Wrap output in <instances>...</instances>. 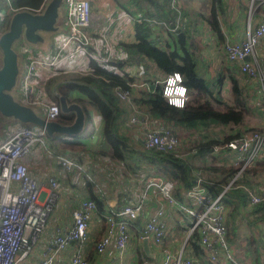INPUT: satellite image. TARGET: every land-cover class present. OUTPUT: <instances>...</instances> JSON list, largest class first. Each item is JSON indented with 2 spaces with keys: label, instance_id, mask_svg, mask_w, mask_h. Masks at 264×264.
Returning <instances> with one entry per match:
<instances>
[{
  "label": "built area",
  "instance_id": "built-area-1",
  "mask_svg": "<svg viewBox=\"0 0 264 264\" xmlns=\"http://www.w3.org/2000/svg\"><path fill=\"white\" fill-rule=\"evenodd\" d=\"M46 1L34 13H40ZM257 2L263 4L264 0H249V10L253 6L256 9ZM175 4L179 8V2L175 1ZM122 5L123 0H64L66 33L55 39L52 56L34 57L26 65L20 77L21 103L39 109L47 121H57L60 114L59 106L49 100L44 94V89L39 91V88L35 87L33 81L36 72L39 69H46L58 73L60 66L65 70V67L70 65V61L75 58L77 60L80 55H86L90 60L98 62V57L90 52V38L86 32L90 27L92 11L94 9L97 13L105 15ZM174 6L173 2L171 8ZM19 11L21 10L13 8L12 0H0V18L12 16ZM151 24L156 25L154 21H151ZM171 31L177 32V28H172ZM263 38L264 10L257 25L248 29L244 39L225 44L224 53L226 61L238 63L242 75L255 82L264 93V58L256 55V48ZM24 52L25 50L22 49V53ZM124 57L125 53L122 49L117 53L107 50V61ZM246 58H249V61H245ZM168 77L156 81L157 85L162 86L163 97ZM129 86V91H117L115 94L123 106L130 108L136 114V110L130 104L131 98L138 91H148L149 85L145 79L136 78ZM150 120L152 119L146 115L139 118L133 115L129 120L130 124L141 123L145 127L142 148L158 152L180 151L181 142L174 130L164 127L161 123H158L157 128L152 127ZM45 135L43 130L37 128L14 125L7 131L6 137L0 140V264H27L45 232L59 183L56 178L48 179L46 185L49 191L43 192V184L28 174L27 167L22 162L33 148L43 144ZM213 151L215 155L216 152L234 155V165L230 162L228 166L238 168L235 176L220 192L212 197L207 195L202 180L198 178L195 185L184 192L179 202L173 195V184L170 181L149 177L144 183L146 191H153L158 198V207L154 214L140 224L143 204L136 203L123 205L105 214L104 235L95 243L97 254H102L114 240L117 258H113V263L116 264L117 261L125 258L132 238L140 241L147 238L155 249V254L161 258V264H197L193 251L187 244L190 235L197 232L200 245L205 251L204 259L207 257L213 264L219 260L221 264L225 262L233 264L231 250L226 240L227 205L223 200L242 171L257 158L264 156V139L258 133L244 134L240 138L214 147ZM57 159L67 170L74 164L66 158L57 157ZM243 190L247 193L249 206L262 205L264 214V190L259 192L247 188ZM172 207L181 209L191 220L184 246L180 252L174 254L163 246L164 240L172 230L166 215L167 209ZM193 208H196V211ZM97 214L95 202L83 201L72 213V226L52 239L47 252L37 264H55L56 258L71 244L77 247L68 264H88L83 249L89 242V224Z\"/></svg>",
  "mask_w": 264,
  "mask_h": 264
},
{
  "label": "trees",
  "instance_id": "trees-1",
  "mask_svg": "<svg viewBox=\"0 0 264 264\" xmlns=\"http://www.w3.org/2000/svg\"><path fill=\"white\" fill-rule=\"evenodd\" d=\"M175 1L125 0L124 10L136 15L133 23L136 41L130 44H120L125 57L109 62L107 65L112 67V70H108L107 66H101L94 60H89V71L86 74L62 76L58 72L46 82L44 91L53 103L58 104V98L52 90L60 80L66 78L68 82L56 86L57 95L68 98V94L78 91L85 97L74 100L85 110L88 117L86 120L89 124L84 134L74 137L75 142H70L75 150H84L81 138L89 137L92 134L91 118L86 111L87 106L91 105L103 117L105 138L111 148V158L123 162L129 171H143L148 177H159L170 181L173 184L174 195L177 197L182 189L193 187L197 177L203 181L202 185L205 191L214 196L230 182L238 170L237 167L225 168L222 164L212 165L210 162L213 160L210 158H215L213 156L215 155L213 154L214 147L240 138L241 134L236 136L226 134L219 139L216 135L208 139L202 137L201 140H196L193 146L177 152H158L144 150L142 147L136 149L126 137L118 135L120 119L123 110L127 108L122 105L115 92L129 91V85L135 81V77L125 72L124 68L126 67L138 68L147 78L145 81L149 85L148 91L136 92L131 98L130 104L140 112L143 111L142 114L150 119L160 120L164 127L172 128L178 139L180 137L176 130L179 133H188L194 123L209 121L216 122L223 127L230 124L238 126L243 124L246 114L253 112L254 109H257L256 112L264 109V96L260 95L258 102L253 103L249 97L248 86H246V91L245 88L240 87L238 76L233 71L228 72L230 70L227 68L220 69L217 72L216 81L212 82L209 78H202L198 75L196 68L201 59V46L199 41L189 36L185 21L186 12L183 14L182 6L180 5L178 8ZM44 2L45 0H12V6L16 9L34 12ZM173 2L175 6L171 8ZM256 5L254 13L261 11L260 2H257ZM223 6L222 0H212L207 23L210 30L216 35L219 44L224 42L225 45L222 26L218 20V14H222L224 11ZM130 7L133 8L130 10ZM10 17L0 18V35L8 30ZM151 21H154L156 25L151 24ZM172 28H177V32L171 31ZM181 32L185 35V45H182L177 37ZM235 68L238 74L241 73L237 66ZM114 70H119L122 74ZM174 72H179L183 76V83L188 88L189 100L183 109L170 106L162 96V86L156 84V81H162ZM243 78L249 81L244 75ZM225 80L231 83L233 95L231 101L219 98L220 89H222ZM214 87L217 90L216 93H214ZM215 105L222 109H216ZM73 119V115L59 114L57 121L62 125H70ZM254 131L264 135L263 128H256ZM207 158L209 160L206 161ZM196 162H201L202 165L196 166ZM200 173L206 175L207 179L204 180ZM243 188L257 192L264 190V156L257 158L250 166L246 167L235 181L234 186L227 191L223 201L230 210L226 214L227 217L225 216V227L227 219L230 218L236 228L238 223L235 220H238L239 216L245 220L248 218V227L256 226L257 223L264 224L263 206L250 207L247 193ZM92 199L98 210L101 211L102 203L93 197ZM245 209L247 218L243 216ZM186 230L181 228L180 232L184 234ZM199 239L198 233L195 232L190 235L187 242L193 251L194 258L199 260V264H213L204 261L205 251L200 245ZM97 240L93 241L94 244ZM257 245L261 248H255L252 258H256L257 264H262L264 263V254H262L264 239L259 240ZM96 256L97 252L93 246L87 260L88 264H93ZM136 261L137 264H154V260L147 258L140 246L136 250Z\"/></svg>",
  "mask_w": 264,
  "mask_h": 264
},
{
  "label": "crops",
  "instance_id": "crops-1",
  "mask_svg": "<svg viewBox=\"0 0 264 264\" xmlns=\"http://www.w3.org/2000/svg\"><path fill=\"white\" fill-rule=\"evenodd\" d=\"M244 1L245 0H222V3L224 5L222 16L224 15L227 21L233 19L234 16L237 17L236 14L241 15V17L239 16L240 19L244 17V12H246V9H244L243 7V5H245L243 4ZM178 2L181 5V2L177 1V3ZM124 5L125 0H123L122 6L116 7L114 10L108 12L105 15H101L93 9L90 27L86 31L87 35L90 38L91 54H95V56L98 57L99 60L97 63H99L101 66H107L108 70H112V67L107 65L110 62V60L107 61V50L110 49L113 53H117L118 50L121 49V43L130 44L136 41L135 31L133 27L136 15H132L126 12L123 8ZM206 7L211 10L212 0L206 2ZM131 8L133 7H130L129 9L131 10ZM260 10V12L254 13L253 18H250L248 20L247 29L245 28V25L243 28L238 27L237 30L233 31L229 27H226V30L222 27V34L224 36L225 44L227 42H236L244 39L248 29H252L257 25L260 15L264 10V3L261 4ZM220 16L221 14L219 13L218 17ZM62 25L63 33H61L60 35H42L46 41L44 45H37L35 47H30L25 43L19 45V52H21V75L23 74L26 65L32 58H48L53 55L55 39L66 33L64 23H62ZM214 39H217L216 35ZM218 44L219 42L213 40L212 38L208 40L206 46L204 45L206 49V57L205 61L202 60L201 65L203 64V67L206 68V71H203L204 73H206L205 78L214 76L211 72H209L212 68L218 70L222 67L223 63H226V58L225 62L222 59V56H225L223 54L225 45H223V49L220 52L219 48L217 47ZM22 49L25 50L24 53H22ZM256 49L257 53H262V55L264 56V38L262 40V43L259 44ZM89 60L90 59L87 58L86 55H80L77 60L76 58L72 59L70 61V65L65 67V70H63L61 66L59 67L60 72H62L61 75L63 76L88 73ZM124 70L126 73L132 75V77H135V79H147L136 67H126L124 68ZM114 71L122 74V72L119 70ZM56 74V72L50 70L39 69L36 72L33 84L35 85V87L39 88V91L40 89L43 90L49 78ZM64 82H68V80H66V78L64 80H60L54 87L61 86V83ZM20 83L21 78L19 80V88L21 87ZM44 94L48 96L45 91ZM68 95L69 96L66 99L71 103H77L74 102V100L76 99L85 98L78 91H73ZM49 100L52 102L50 98ZM134 109L137 112L136 114H134L130 110V108L123 110V114L120 119V128L118 129V135L126 137L128 139V142L131 145L135 146V148L137 149L142 147V139L145 132V127L141 123L130 124L129 120L133 115H136L137 118L145 115L142 114L143 111L140 112L138 109H136V107H134ZM86 111L89 113V116L91 118L92 134L89 137L81 138V144L84 145V150H75L73 148V144L70 142H75L74 137L56 136L54 138H50L45 135V137L43 138V144L37 145L35 148H33L32 151L22 160L24 165L27 167L28 174L37 182L43 184V192L48 193L49 191V187L46 185L48 179L56 178L59 183V187L56 189V199L53 203L52 211L49 216L45 232L42 235L39 243L36 245L31 258L27 261V264H37L42 255L47 252V249L49 247L48 245L50 244L52 239H54L58 234L67 231L72 226V213L77 210L80 204L85 200L93 201V197L102 203V210L99 211L97 208L98 214L97 216H94L89 224V242L83 249V253L87 260L91 254V249L93 248V246H95L93 241L97 239L99 240L104 235L105 214L110 211L116 210L123 205L135 203L141 205L143 204L142 221L139 222L140 224H142L144 220L154 214L158 207L157 194H154L153 191H146L144 183L146 182V179L149 178L146 175V172L129 171L123 162L111 158V148L105 138V124L103 117L91 105L87 106ZM87 121L88 120L85 121L86 123L81 134H84L87 130V127L89 126ZM150 121V126L155 128L158 127V123H161L158 120ZM7 124L8 130L12 126L16 125L11 124V122H7ZM211 127H214L213 122L203 121L194 123L191 126V130L196 131L195 138L198 139H201L202 137L208 139L209 135H216L218 139L224 136V133H220L219 129L214 130L213 132L215 133L209 132V128ZM176 133L179 135L177 130ZM186 135L187 136L185 137L192 138L190 135H188V133H186ZM5 136H0V140H3ZM181 139L180 151L183 148L189 147L188 141L186 140L187 138ZM213 156L215 158H210L213 160H211L212 162H210L212 163V165L222 164L225 166V168L233 167L228 166L230 165V162H232V164L234 165V155H231V153L216 152V155ZM57 157L69 159L74 164L69 170H67L61 165ZM207 160L209 159L207 158L206 161ZM195 165L200 166L202 164L201 162H196ZM198 178L199 177H197L196 180ZM186 190L187 189H182L179 196L177 197L174 195L173 188V195L175 199L181 202ZM207 195L212 197V195L208 193ZM193 210L196 211V208H193ZM229 210L230 208L227 207L226 214H228ZM166 215L167 222L172 230L164 240L163 246L165 248V246L167 245V241L171 242L168 249L170 253L174 254L182 250L187 239L191 220L190 217H186L183 211L177 207L168 208L166 211ZM225 216L227 217V215ZM243 216L247 218L246 209L243 212ZM235 221H237L236 223H239L241 221V227L245 230L247 220H245L244 218L242 219L241 216H239L238 220L236 219ZM181 228L187 229L184 234L180 232ZM253 230L256 233L259 230L262 231V239H264V224L257 223L256 228H253ZM227 239V243L229 245V248L231 250L230 252L233 258V264H257L255 262L256 258H250L249 252L245 253V249L247 246L245 241L242 240L243 242L241 244H237L238 238H236L235 240L234 233H230ZM262 239L259 238L260 241ZM142 241L143 240L140 241L136 238H132L129 243L125 258L121 261H117L116 264H132L133 262H136L137 264V247L140 246L142 252L144 253ZM131 245L134 248L133 250L129 249ZM75 247L77 246L74 244L69 245L65 252L56 258L55 264H68L71 256L75 252ZM149 247L155 257H147L145 253L144 255L147 258L153 259L154 264H161V258L155 254V249H153L150 243ZM262 254H264V251H262ZM113 258H117L114 240L111 241V244L105 249L102 254H97L95 261L93 260V264H114ZM204 261L210 262L208 261L207 257H205ZM196 262L197 264H199V260H197ZM224 262L225 260L223 261V263ZM215 264H221V261L219 260V262ZM224 264L230 263L225 262Z\"/></svg>",
  "mask_w": 264,
  "mask_h": 264
},
{
  "label": "water",
  "instance_id": "water-1",
  "mask_svg": "<svg viewBox=\"0 0 264 264\" xmlns=\"http://www.w3.org/2000/svg\"><path fill=\"white\" fill-rule=\"evenodd\" d=\"M62 9V12L60 8ZM64 0H47L40 13L27 10L16 12L10 17L8 30L0 35V117L7 123L21 125L28 128L43 130L47 137L56 136L77 137L84 129L86 115L84 109L77 103H71L64 96L57 95L56 87L53 93L58 98L60 114H73L74 119L70 125H62L58 121H47L35 112L30 106L17 102L11 91L19 89L21 68H19L18 54L14 50V44L22 43L30 47L44 45V34L60 35L63 33ZM65 32V31H64ZM180 43L185 45V35L181 32L177 35ZM245 61H249L246 58ZM40 114L41 111H38ZM143 251L147 257L155 255L149 247V240L142 241Z\"/></svg>",
  "mask_w": 264,
  "mask_h": 264
},
{
  "label": "rangeland",
  "instance_id": "rangeland-1",
  "mask_svg": "<svg viewBox=\"0 0 264 264\" xmlns=\"http://www.w3.org/2000/svg\"><path fill=\"white\" fill-rule=\"evenodd\" d=\"M176 1H180L181 2V6L183 8V14L186 12V16H185V21H186V25L188 28V32L190 33L189 36L194 37L197 41H199V44L201 46V59H200V63L197 65V73L200 77L205 78L206 73H204L203 71H206V68H204L202 63V60L205 61V57H206V49L204 47V45L206 46L208 43L209 39L216 40L215 35L211 32L208 23H207V19L210 16V11L209 8L206 7V2L209 0H176ZM245 5H243L244 9H246V12H244V17H241V15H237L234 16L233 19H230L229 21H227V19L224 17V15L220 17H218V20H220V24L221 26L226 30V27H229L232 31L233 30H237L238 27L243 28L245 25V28L247 29V24H248V20L250 18H253L254 15V6L252 7L251 10H249V0H245L244 3ZM62 7L60 8L61 12H62ZM180 10V9H179ZM182 14V15H183ZM240 16V17H239ZM220 18V19H219ZM181 24V23H180ZM63 27V25H62ZM224 30V31H225ZM213 35V37H212ZM186 41V39H185ZM262 42H260L259 44H261ZM223 44H218L217 47L219 48L220 52L223 49ZM259 46V45H258ZM14 50L17 52L18 54V62H19V68H20V62H21V52H19V46L17 44H14L13 46ZM223 54L225 55L224 51ZM256 55L258 57H263L262 53H257V49H256ZM204 56V57H203ZM2 56L0 54V62H1ZM222 59L225 62V56H222ZM206 64V63H205ZM235 66H239L238 63H231V62H227L224 64H222V67L219 68L218 70H215L214 68H212L209 72H211L214 76L210 77L209 80L212 81H216L217 78V72L220 69L223 68H227L228 72L233 71V73H235L238 77V81H239V86L245 88L246 91V86H248V90H249V97L252 99L253 103L258 102L259 100V96H264L262 94H264L263 92L260 91L258 85L256 86L255 82H253L252 80H245L243 78V75L241 73L238 74V72L236 71ZM208 69V68H207ZM235 76V75H234ZM222 89H220V95L219 98L221 100L224 101H231L232 100V89H231V83L228 80H225L222 84ZM214 93L217 92L216 88H213ZM11 94L13 95L14 99L21 103L20 101V95L18 90L16 91V87L11 91ZM218 96V95H217ZM35 112H37L39 115L42 116V114H40L37 108L35 107H31ZM216 109H222L221 107H218L217 105H215ZM257 109H254L253 112H250L248 114L245 115L243 124L241 125H227L225 127H223L222 125H218L216 122H213V126L209 128V132L211 133H215L213 132L216 129H219L220 133H224L223 135H233L236 136L237 134H241V135H247V134H259L263 139H264V135L261 134L258 131H254L256 128H263L264 129V109L263 111L259 110L258 112H256ZM42 113V112H41ZM43 117V116H42ZM160 121V120H159ZM161 122V121H160ZM8 124L0 117V136L3 137L5 136V133H7L8 131ZM218 132V133H219ZM179 133V132H178ZM183 135V136H181ZM179 133V137H180V142H181V138H187L186 140L188 141V145L189 146H193L194 142H196V140H201L198 138H195L196 136V131H192L189 130L188 131V135H190L192 138L190 137H185L187 136L186 133ZM177 136V135H176ZM213 135H209L208 137L211 138ZM6 137V136H5ZM185 140V141H186ZM218 167V166H216ZM203 177V179H207L206 175H204L203 173H200ZM246 227L245 230L241 227V221L238 223V225H236L237 227L234 228V224L232 219L228 218L227 222H226V240H228V235L230 233H234L235 236V240L237 239V244H241L243 241L246 242L247 246L245 249V253L249 252L250 254V258H252L253 254H255V248L257 247V249H260L261 247L259 245H257V242L259 241V238H262V231H258L257 233L253 230V228H256V226H251L248 227V218L246 221ZM243 231V233H242ZM243 240V241H242ZM254 241V242H252ZM169 244H171V242L167 241V245L165 246L166 250H169ZM171 247V246H170ZM129 249H134L133 246L131 245V247ZM132 264H136V262H133Z\"/></svg>",
  "mask_w": 264,
  "mask_h": 264
},
{
  "label": "clouds",
  "instance_id": "clouds-1",
  "mask_svg": "<svg viewBox=\"0 0 264 264\" xmlns=\"http://www.w3.org/2000/svg\"><path fill=\"white\" fill-rule=\"evenodd\" d=\"M164 97L168 104L177 109H183L188 102V88L183 83L179 72L172 73L167 79Z\"/></svg>",
  "mask_w": 264,
  "mask_h": 264
}]
</instances>
